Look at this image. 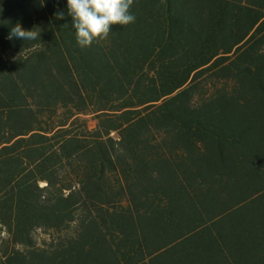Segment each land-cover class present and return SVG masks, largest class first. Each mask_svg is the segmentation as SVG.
<instances>
[{
	"label": "trees",
	"instance_id": "trees-1",
	"mask_svg": "<svg viewBox=\"0 0 264 264\" xmlns=\"http://www.w3.org/2000/svg\"><path fill=\"white\" fill-rule=\"evenodd\" d=\"M130 11L0 0V264H264V0Z\"/></svg>",
	"mask_w": 264,
	"mask_h": 264
},
{
	"label": "clouds",
	"instance_id": "clouds-1",
	"mask_svg": "<svg viewBox=\"0 0 264 264\" xmlns=\"http://www.w3.org/2000/svg\"><path fill=\"white\" fill-rule=\"evenodd\" d=\"M132 4L133 0H67V14L72 18L78 46L90 47L94 41L106 39L113 26L123 27L134 23L135 16L130 11ZM55 15L56 19H64L63 12ZM41 32L38 26L25 30L17 23L11 28L8 39L41 40Z\"/></svg>",
	"mask_w": 264,
	"mask_h": 264
},
{
	"label": "rangeland",
	"instance_id": "rangeland-1",
	"mask_svg": "<svg viewBox=\"0 0 264 264\" xmlns=\"http://www.w3.org/2000/svg\"><path fill=\"white\" fill-rule=\"evenodd\" d=\"M70 232H71V229L63 230L60 233H56V232H52V231L44 232L42 230H37L33 233V238L38 245H42V243L44 241L47 242L53 238H56L59 235H65V234L70 233Z\"/></svg>",
	"mask_w": 264,
	"mask_h": 264
}]
</instances>
